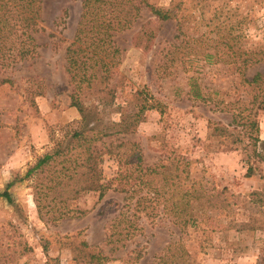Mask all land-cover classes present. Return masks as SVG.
Here are the masks:
<instances>
[{
  "label": "rangeland",
  "instance_id": "rangeland-1",
  "mask_svg": "<svg viewBox=\"0 0 264 264\" xmlns=\"http://www.w3.org/2000/svg\"><path fill=\"white\" fill-rule=\"evenodd\" d=\"M40 2L35 54L13 68L0 66V81L9 80L0 82V190L16 178L9 188L15 205L0 198V264H97L71 260L89 250L109 258L98 264H168L180 260L172 254L180 246L199 264H264V163L256 155L264 154V0H146L171 17L157 18L142 2L131 25L114 36L121 50L111 79L121 78L115 103L142 114L125 137L139 143L146 165L166 163L171 153L189 160L174 171L178 180L172 175L163 182L161 166L147 178L166 192L198 184L189 197L195 222L184 228L174 224L181 217L163 208V196L155 199L143 185L126 199L112 189L102 199L83 192L69 205L85 211L79 216H48L61 209V200L46 216L38 214L33 182L46 183L61 165L19 178L52 149L65 125L80 118L70 105L65 48L81 0ZM135 90L142 92L136 102L130 98ZM103 169L111 179L117 162L106 160ZM133 182L115 180L113 186ZM198 189L204 196L196 197ZM130 221L137 229L126 233ZM62 246L70 251L61 253Z\"/></svg>",
  "mask_w": 264,
  "mask_h": 264
},
{
  "label": "trees",
  "instance_id": "trees-1",
  "mask_svg": "<svg viewBox=\"0 0 264 264\" xmlns=\"http://www.w3.org/2000/svg\"><path fill=\"white\" fill-rule=\"evenodd\" d=\"M142 2L150 7L157 18L167 20L171 17L169 12L154 8L146 0H81V11L74 35L65 48V72L71 86L70 105L77 109L80 118L65 125L61 138L56 140L52 149L38 157L35 164L19 178L23 180L32 175H39L45 166L54 162L61 165L59 170L56 169L58 175L48 179L46 183L39 179L33 182V200L41 217L49 213L53 201L61 200V209L58 208L48 216L75 217L85 211L76 205H69L83 192H98V198L102 199L106 192L112 189L124 193L126 199L128 191L133 189V193L137 192L138 186L143 185L146 192L155 199L163 196V208L165 206L167 210L172 211L177 219L181 217V221L175 219L174 224L178 225L179 222L180 228H184L187 224L193 225L195 222L194 216L189 214L192 209L189 197L196 193V181L193 180L189 188L175 185L170 192H166L154 186L153 178H147V175H156L161 166L167 171L162 177L163 182L165 179H172V175L177 179L174 171L181 165L189 164L187 157L171 153L173 158L167 159L166 163L146 165L139 143L125 137L135 132L142 117L141 111L130 113L121 104L115 103L116 89L121 78L115 79L114 82H111V79L117 73L115 69L120 63L121 50L114 36L131 25ZM40 3V0H0L1 67L13 68L14 64L35 54L37 44L32 34L41 30ZM259 78L260 75L257 74L251 82H258ZM4 81L9 80L6 78L0 82ZM141 94V90H135L130 95L131 101H138ZM111 113H117V118L111 116ZM253 125L258 130L256 121ZM256 153L264 163V154ZM111 159L117 162V170L115 176L107 180L103 164ZM180 171L185 172L183 169ZM187 171L190 172V169ZM252 173L253 168L248 166L245 175L249 177ZM143 176H146L145 179ZM128 178L134 181L130 186H113L115 180L127 182ZM15 181L16 178L10 180L0 190V198L12 205H15V201L9 188ZM201 186L200 184L199 188ZM200 192L202 189H198L196 197L204 196ZM139 205L140 201L137 199L134 207L137 209ZM128 226L126 233H129L130 228L137 229V225H133L132 221ZM85 245L91 248L90 245ZM176 245L175 241L169 243L166 250L171 253L176 249ZM176 252L177 254H172L180 260L168 264H199L189 259L188 251L182 246L178 247ZM74 255V259L81 257L96 261L97 264L98 260H109L108 257H100L92 250L81 256ZM137 255L139 257L140 253Z\"/></svg>",
  "mask_w": 264,
  "mask_h": 264
},
{
  "label": "crops",
  "instance_id": "crops-1",
  "mask_svg": "<svg viewBox=\"0 0 264 264\" xmlns=\"http://www.w3.org/2000/svg\"><path fill=\"white\" fill-rule=\"evenodd\" d=\"M70 251V249L69 248H67V250L65 249V247L64 246H62L61 247V253H63L62 251ZM71 257V256H70ZM71 260H75L74 258H73V256L71 257ZM73 262H75V261H73ZM69 264H75V263H72V262H69ZM107 264H122V262L119 260V259H115V260H111V261H109V262H107Z\"/></svg>",
  "mask_w": 264,
  "mask_h": 264
}]
</instances>
